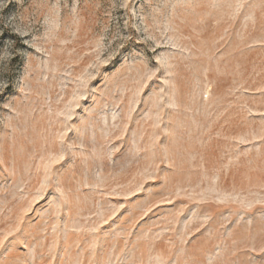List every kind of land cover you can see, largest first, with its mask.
<instances>
[{
    "label": "rangeland",
    "instance_id": "rangeland-1",
    "mask_svg": "<svg viewBox=\"0 0 264 264\" xmlns=\"http://www.w3.org/2000/svg\"><path fill=\"white\" fill-rule=\"evenodd\" d=\"M0 264H264V0H0Z\"/></svg>",
    "mask_w": 264,
    "mask_h": 264
}]
</instances>
